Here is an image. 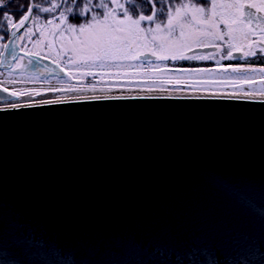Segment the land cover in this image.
<instances>
[{"label": "water", "instance_id": "obj_1", "mask_svg": "<svg viewBox=\"0 0 264 264\" xmlns=\"http://www.w3.org/2000/svg\"><path fill=\"white\" fill-rule=\"evenodd\" d=\"M234 94L0 91V264H264V100Z\"/></svg>", "mask_w": 264, "mask_h": 264}, {"label": "snow or ice", "instance_id": "obj_2", "mask_svg": "<svg viewBox=\"0 0 264 264\" xmlns=\"http://www.w3.org/2000/svg\"><path fill=\"white\" fill-rule=\"evenodd\" d=\"M209 5L208 8L199 7L197 4L175 3L172 0H126V4L121 0H27L21 3L20 0H0V28L10 30L9 42L3 44V52L8 53L5 59L0 54V64L8 68L9 77L13 69L12 62L15 61L19 69L23 70L29 65H35L36 70L30 77L31 82L39 81L45 72L52 71L47 65H40L39 61L43 54V59L49 56H57L53 59V64H58L61 60L66 66H70L76 73L87 79L91 77L85 86L82 82L73 84L74 77L68 81L58 80L60 84L66 86L61 88L51 84L46 89H21L13 88L9 91L4 83L14 85L26 83L27 81L7 79L0 83V91L8 93L12 97H33L42 95L45 91L63 92L64 96L44 101L45 103H62L66 99H128L122 95H86L85 93H95L97 83H95L96 73L90 69L107 68H139L148 66L149 68H160L156 63L175 60H214L217 61L218 68L227 73L233 83L224 84L223 87H233L238 89L234 94L236 99H260L264 100V85L259 90L253 88L246 91L245 87L251 84L252 77L246 75L248 71L264 73V69H246L241 66L223 68L219 61L235 59L234 52H242L243 58L256 57L259 53H264V17L257 16L256 12L248 11L245 14L243 9L245 4L240 0L231 3H218L217 0H202ZM143 3V7H142ZM15 5L21 9L22 18L12 15H4ZM159 5V8H157ZM136 12L134 16L129 10L133 8ZM250 9L264 11V0L259 3L248 4ZM120 10L122 15H118L116 10ZM218 10H227L226 13ZM150 14H145V12ZM26 13V14H23ZM158 13L164 15V19L158 18ZM44 14H48L46 20L42 19ZM87 18L86 23L76 26L68 23L69 16ZM58 21V22H57ZM256 21L257 26L251 27ZM219 23L225 25L226 31H219ZM143 24V26H141ZM64 25L62 28L61 26ZM35 28V31L33 29ZM23 29V32H21ZM45 30L54 38L47 44V52L43 47L40 50H29L28 44L20 46L21 41L27 40L32 44V49L42 46L44 43ZM39 33L41 39L33 41L32 37ZM65 33L68 35L66 36ZM225 36L229 39L225 40ZM253 36H259V40H252ZM4 36L0 35V40ZM219 41L220 43H217ZM251 41L246 46L245 42ZM198 47L213 48L220 51L219 60L215 52L208 54H187L186 48L191 45ZM59 48V51L56 48ZM20 53H23L21 55ZM143 57V59H142ZM136 61L138 63H132ZM81 69H89L81 72ZM186 72L187 70H182ZM211 69H198L197 73L211 72ZM245 73V74H241ZM235 74V75H233ZM0 75H3L0 73ZM103 75L100 81L103 83ZM118 75V74H117ZM23 76V71H21ZM183 76L177 77L175 83L171 80L160 82L161 88H167L168 94L183 92L186 88H209L216 85L209 83H189L183 80ZM241 81L242 83H235ZM131 83V82H128ZM119 81H114L111 87H125ZM105 91V89H101ZM151 91V89H149ZM83 94V95H70ZM196 98H199L197 96ZM4 109H19L32 107L31 102H9Z\"/></svg>", "mask_w": 264, "mask_h": 264}, {"label": "rangeland", "instance_id": "obj_3", "mask_svg": "<svg viewBox=\"0 0 264 264\" xmlns=\"http://www.w3.org/2000/svg\"><path fill=\"white\" fill-rule=\"evenodd\" d=\"M244 0H241L243 2ZM121 2L126 4V0H121ZM189 3V4H197L199 7H205L208 8L209 5L205 4L202 2V0H175V3ZM218 3H231L234 2V0H231L230 2H227V0H217ZM158 8V7H157ZM118 15H122L120 13V10H116ZM4 15H12L14 17V20L17 18L16 15L12 14L11 12L7 11L3 13ZM22 18V17H21ZM48 18V14H44L42 16V19L46 20ZM158 18L164 19V16H162L160 13H158ZM58 22V21H57ZM68 23H72L76 26H79L76 23L70 22L68 20ZM86 23V22H85ZM143 26V24L141 25ZM62 28L64 25L61 26ZM35 31V28L33 29ZM23 32V31H22ZM0 35L4 36L3 40H0V54L3 53V44L7 42L9 35H10V30L7 28H0ZM67 36L68 34L65 33ZM33 41L37 39H41L39 36V33H37L35 36L32 37ZM44 43L42 46H38L36 49H32V44L28 42L27 40L21 41L20 46L23 47L25 43L28 44V49L29 50H40V47L44 48V51L47 52V44L49 40H54L52 36L48 34V30H45V36L43 38ZM57 51H59V48L57 46L56 48ZM43 57V54H42ZM53 59H59L57 56H49L47 60L52 61ZM132 63H138L136 61H133ZM156 63L160 64V68H149L148 66L144 67H139V68H107V69H97L93 68L90 69L92 72H95L96 79L95 83H97L98 86H106V87H111L112 82L114 81H119L122 84H126L127 86L125 87H111V88H127V89H138V90H162V91H168L169 88H171V84L168 85L167 88H161L160 82H167L171 80L173 83H175V79L177 77L183 76V80H187L189 83H209V84H214L216 86L214 87H209V88H186L185 91L183 92H192V91H214V92H224V91H235L238 90L233 87H229L228 89L223 87L222 83L224 82L218 77H213L209 73H194L192 71H189L187 69H182V68H174L167 66L163 62L157 61ZM59 67L63 68L66 72L65 75H52V76H44L36 82H31L30 77L36 70V66L29 65L27 68L21 70L17 66L16 62L14 61L13 63V69L11 72V76L9 77L8 69L7 70H0V73L3 75H0V81L4 82L5 80L11 78L15 80H25L27 82L31 83H41V84H46L49 83V78L51 79V82H58L57 79L62 81H68L70 77H74L72 80L73 84H77L78 82H82L84 85H87L89 80H92L91 77H88L85 79L81 75L75 72L74 69H72L70 66H66L65 62L61 60L58 64ZM89 69H81V72L88 71ZM182 70H187L186 72ZM21 71H23V76H21ZM101 74L103 75V83L100 81V76ZM118 74V75H117ZM252 77H257V75L252 76ZM183 80L181 83H183ZM131 82V83H128ZM174 91V90H173Z\"/></svg>", "mask_w": 264, "mask_h": 264}, {"label": "flooded vegetation", "instance_id": "obj_4", "mask_svg": "<svg viewBox=\"0 0 264 264\" xmlns=\"http://www.w3.org/2000/svg\"><path fill=\"white\" fill-rule=\"evenodd\" d=\"M230 1L231 0H227V2H230ZM253 2L259 3V0H244L243 2H241L245 4V8L242 10L243 13L245 14V19H246V13L248 11L256 12L257 16L264 17V11H258L257 9H254V8L250 9L248 7V4L253 3ZM218 11H223L226 13L227 10H218ZM261 23H264V21H261ZM256 26H257V22L253 21L251 27H256ZM219 31L221 33L226 31L225 25L223 23H219ZM227 39H229V37L225 36V40ZM251 39L259 40V36H253ZM217 43H220V42L217 41ZM248 43H251V41L245 42L244 51L248 50L246 46ZM185 52L187 54H208L210 52H215L217 55V60H219V55H220V51L216 49L198 47L195 44L191 45L190 48H186ZM234 56H235V59L222 60V61H219V64L223 68H228L229 72H231V67H236V66H241L246 69H264V53L258 52V55L256 57L243 58L242 52H234ZM163 63H165L167 66H170V67L187 69L194 73H196V70L198 69H211L212 70L211 72H205V73H209L213 77L220 78L221 80L224 81L222 83L223 85L224 84L231 85L233 83V81L228 76V74L224 73L222 70H220V68H218L217 61H214V60H175V61L169 60V61H164ZM241 74H245V73H241ZM246 75L251 76V77L257 75V77H252L253 79L251 81V84L245 87L246 91H252L253 88L256 90H259L261 85H264V73H259L256 71H248ZM235 83L239 84L242 82L236 81ZM225 88L228 89L229 87H225ZM237 91L238 90L231 91V92L236 93ZM224 92H230V91H224Z\"/></svg>", "mask_w": 264, "mask_h": 264}, {"label": "bare ground", "instance_id": "obj_5", "mask_svg": "<svg viewBox=\"0 0 264 264\" xmlns=\"http://www.w3.org/2000/svg\"><path fill=\"white\" fill-rule=\"evenodd\" d=\"M4 82H2V83H4ZM51 84L55 85L57 87H61V88L66 86L65 84H60V83H57V82H51ZM4 85L6 87H8L9 89H11V90L13 88H15L16 90H21V89L41 90V89H46L47 87H49V83L41 84V83H31V82H26V83H21V84H14V85H10V84L4 83ZM101 89H105V91H101ZM135 90H138V89L111 88V87H106V86H98L97 87V91L95 93L88 92V93H85V94H100V93H110V92H130V91H135ZM138 91H140V90H138ZM54 93H63V92L45 91V92H43L42 95H39V96H43V95H47V94H54ZM39 96H33V97H39Z\"/></svg>", "mask_w": 264, "mask_h": 264}, {"label": "trees", "instance_id": "obj_6", "mask_svg": "<svg viewBox=\"0 0 264 264\" xmlns=\"http://www.w3.org/2000/svg\"><path fill=\"white\" fill-rule=\"evenodd\" d=\"M20 2L21 3H27V0H20ZM36 2H39V0H36ZM169 2L171 3L172 2V0H169ZM128 5H127V3H126V7H127ZM142 7H143V3H142ZM157 7L159 8V5H157ZM131 12H132V14L135 16L136 15V12H135V10H134V6H133V8H130L129 9ZM9 12H11L12 14H14V15H16V17L17 18H21L22 17V14H21V9H18V8H16L15 7V5H13L12 6V8L11 9H9L8 10ZM5 12H7V11H5ZM4 12V13H5ZM23 14H26V13H23ZM145 14H150L149 12H145ZM162 16H164L162 13H160ZM70 22H73V23H76V24H81V23H85V22H87V18H81L78 14L75 16V17H73V16H69V19H68Z\"/></svg>", "mask_w": 264, "mask_h": 264}]
</instances>
